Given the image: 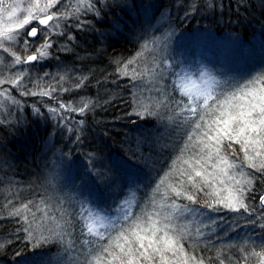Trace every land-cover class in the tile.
I'll return each mask as SVG.
<instances>
[{
  "label": "trees",
  "instance_id": "trees-1",
  "mask_svg": "<svg viewBox=\"0 0 264 264\" xmlns=\"http://www.w3.org/2000/svg\"><path fill=\"white\" fill-rule=\"evenodd\" d=\"M74 3L67 0L63 4L71 10ZM104 3L133 7L110 9ZM104 3L97 5L102 9L100 17L91 13L80 17L88 21L84 28L76 27L75 17L61 21L66 35L51 36L54 46L50 56L24 66L30 68L28 86L34 91L55 87L53 98L17 95L22 105L20 111L11 109L10 116L7 111L0 113V120L5 121L0 124V243L10 241L0 250V264H79L82 259L78 252L66 253L63 246L55 243L34 249L24 233L18 231L20 225L16 218L8 216L9 209L4 205L9 200L19 206L22 202H38L44 198L54 209L63 207L69 213L79 212L83 203L114 217L116 205L121 200L132 199L133 192L142 207L158 174L178 154L184 136L175 125L166 119L146 121L131 114L140 88L151 85L131 81L117 72L145 40L167 36L166 51L161 55L180 65L185 63L183 55L192 51L189 35L205 30L215 33L221 46L231 44L233 55L238 58V66H226L225 72L221 71L222 67L218 69L217 65L222 64L208 60L214 74L238 82L243 72L251 76L264 72V0H104ZM193 4L195 11L191 10ZM181 35L187 42L180 39ZM68 36L73 38L69 40ZM43 40L42 32L31 41L28 54ZM152 55L155 53L147 56L149 61ZM81 79L84 83L77 88ZM174 79L169 76L162 83L171 85ZM143 95L157 94L144 91ZM173 95L178 97V93ZM88 101L92 106L83 115L61 110L54 117L48 111L58 108L59 103L80 107ZM35 107L40 108L39 115L33 111ZM161 145L167 148L161 151ZM233 147L242 160L239 146ZM89 157L95 168H91ZM119 161L127 163L120 167ZM90 169L94 180L90 186H82L81 180L74 179ZM97 171L107 179L96 178ZM245 171L254 179L253 192L246 202L256 209L255 213L250 216L243 211L203 209L205 216L188 218L193 220V233L201 226L205 235L198 238L193 235L184 241L185 248L203 258L205 264H219L221 259L225 264H245L241 249L249 253L264 251V228L259 226L264 224V219H258L262 211L259 196L264 194V176L251 169ZM139 210L133 207L134 212ZM73 232L79 235L75 229ZM247 264H259V257L250 258Z\"/></svg>",
  "mask_w": 264,
  "mask_h": 264
},
{
  "label": "snow or ice",
  "instance_id": "snow-or-ice-1",
  "mask_svg": "<svg viewBox=\"0 0 264 264\" xmlns=\"http://www.w3.org/2000/svg\"><path fill=\"white\" fill-rule=\"evenodd\" d=\"M99 3L104 0H76L75 6L67 10L63 0H0V65L13 70L7 75L0 74V113L7 111L10 116L11 109L20 111L22 105L17 95L53 98L55 87L34 91L28 86L30 68L24 66L50 56L54 46L51 36L66 35L61 21L75 17L76 27L84 28L88 21L81 20V16L91 13L100 17ZM104 6L111 9L122 5L104 3ZM191 10H196L195 4L191 5ZM42 32L43 43L28 54L31 41ZM166 40L167 36L145 40L117 72L131 81L151 85L147 89L140 88L134 97L135 110L131 114L146 121L166 119L175 125L184 136L178 154L167 169L158 174L142 207L133 192L132 199L121 200L116 205L114 217L85 207L83 203L79 212L69 213L63 207L54 209L44 198L38 202H22L19 206L9 200L4 205L9 209L8 216L16 218L20 225L18 231L24 233L34 249L59 244L66 253L69 250L78 252L82 257H78L79 264H205L203 258L185 248L184 241L193 235L197 238L205 235L201 226L193 233V220L188 218L205 216L203 209L208 212L243 211L250 216L256 212L246 202L253 192L254 179L245 169L264 176V72L237 82L201 68L193 78L187 71H176L170 57L161 55L166 51ZM152 53L155 55L149 61L147 56ZM169 76L175 79L171 85H164L162 82ZM63 79L61 76L60 80ZM83 83L81 79L76 87ZM144 91L157 95L144 96ZM173 93H178V97ZM91 106L90 101L80 107L59 103L58 108L48 111L54 117L61 110L83 115ZM33 111L40 114L39 107ZM4 122L0 120V124ZM234 145L239 146L242 160ZM166 148L167 145H161V151ZM91 160L89 157L90 163ZM126 163L118 162L120 167ZM91 168H95L94 163ZM95 177L107 179L98 171ZM74 179L81 180L82 186L94 183L91 169ZM259 202L262 211L258 219H264V194L259 196ZM134 206L140 210L134 212ZM259 226L264 228V224ZM74 229L79 235H74ZM6 243L10 241L0 243V250ZM241 252L245 264L252 257H259V264H264V251L249 253L241 249ZM219 264L225 261L221 259Z\"/></svg>",
  "mask_w": 264,
  "mask_h": 264
},
{
  "label": "rangeland",
  "instance_id": "rangeland-1",
  "mask_svg": "<svg viewBox=\"0 0 264 264\" xmlns=\"http://www.w3.org/2000/svg\"><path fill=\"white\" fill-rule=\"evenodd\" d=\"M63 1H64L63 3L66 4L67 0H63ZM68 1L75 2L74 5L76 4V0H68ZM204 31L205 30L202 31L198 30L189 35L188 38H191L189 44H191L190 47L192 48V51L188 55H183V58L185 59L184 64L178 65V62H175L174 60L173 63L175 64V70L187 71L188 73L193 75V78H195V73L197 72L198 69L206 68L212 72L210 66H208V60H211L214 63L218 62L222 64L219 65L217 63L218 69L219 67H222L221 68L222 72H225L224 68L226 66H228V68L229 66L231 67V64H235V67H237L238 58H235V56L233 55V49L230 48L231 44L221 46V44L218 43L217 41L216 38L217 35L215 33H210V32L206 33ZM180 39L186 41V37L183 35L180 36ZM188 51L189 50L186 49V53H188ZM244 65L249 66V63L244 62ZM9 71L11 72V70L4 67V65H0V74L5 73L4 75H7ZM227 77H223V78H227ZM250 77H251L250 73L243 72V74L240 75V77H238L239 78L238 82L246 80Z\"/></svg>",
  "mask_w": 264,
  "mask_h": 264
}]
</instances>
